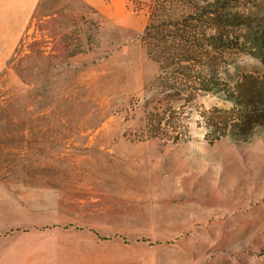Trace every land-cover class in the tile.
<instances>
[{
    "label": "rangeland",
    "instance_id": "1",
    "mask_svg": "<svg viewBox=\"0 0 264 264\" xmlns=\"http://www.w3.org/2000/svg\"><path fill=\"white\" fill-rule=\"evenodd\" d=\"M143 1L38 0L0 58V264H264V130L207 131L233 103L204 93L172 108L187 138L148 137ZM232 9L264 26V0ZM214 61L231 86L264 76L242 50Z\"/></svg>",
    "mask_w": 264,
    "mask_h": 264
},
{
    "label": "trees",
    "instance_id": "2",
    "mask_svg": "<svg viewBox=\"0 0 264 264\" xmlns=\"http://www.w3.org/2000/svg\"><path fill=\"white\" fill-rule=\"evenodd\" d=\"M235 1L145 0L134 7L147 12L140 36L147 56L158 64L152 104L146 102L142 119L148 137L167 134L175 144L187 138L181 130L188 129L186 119L172 108L190 107L204 93L233 103L211 122L203 116L207 131L246 141L264 130V76L241 75L231 86L214 65L221 52L242 50L264 66V26L253 27L248 15L232 9ZM205 59L213 64L200 62Z\"/></svg>",
    "mask_w": 264,
    "mask_h": 264
},
{
    "label": "crops",
    "instance_id": "3",
    "mask_svg": "<svg viewBox=\"0 0 264 264\" xmlns=\"http://www.w3.org/2000/svg\"><path fill=\"white\" fill-rule=\"evenodd\" d=\"M38 0H0V44L5 45V56L27 27ZM2 52H4L2 50Z\"/></svg>",
    "mask_w": 264,
    "mask_h": 264
}]
</instances>
